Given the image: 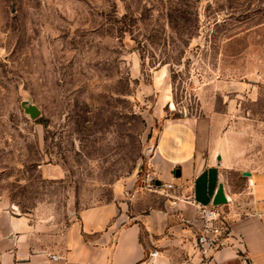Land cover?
<instances>
[{
  "label": "rangeland",
  "instance_id": "374dc122",
  "mask_svg": "<svg viewBox=\"0 0 264 264\" xmlns=\"http://www.w3.org/2000/svg\"><path fill=\"white\" fill-rule=\"evenodd\" d=\"M187 118L264 170V0H0L1 208L64 220L117 184L131 212L189 201L151 165Z\"/></svg>",
  "mask_w": 264,
  "mask_h": 264
},
{
  "label": "crops",
  "instance_id": "0c3cea01",
  "mask_svg": "<svg viewBox=\"0 0 264 264\" xmlns=\"http://www.w3.org/2000/svg\"><path fill=\"white\" fill-rule=\"evenodd\" d=\"M228 137L190 118L169 122L160 131L153 171L189 201L178 193L161 207L131 212L117 184L110 200L69 210L64 220L39 215V207L28 213L0 207V264H150L146 260L155 249L156 264H242L241 254L252 264H264V170L246 167L257 164L253 159L258 157L227 145ZM42 172L56 179L54 166ZM220 183L230 200L225 204L229 245L205 260L196 246L203 226L199 207L211 204Z\"/></svg>",
  "mask_w": 264,
  "mask_h": 264
},
{
  "label": "built area",
  "instance_id": "2783aa9c",
  "mask_svg": "<svg viewBox=\"0 0 264 264\" xmlns=\"http://www.w3.org/2000/svg\"><path fill=\"white\" fill-rule=\"evenodd\" d=\"M225 205L200 206L199 211L203 222L202 229L196 237V246L202 257L207 260L212 254L223 246L229 245L231 228ZM159 256L158 250L150 252L146 262L156 264L155 259ZM52 259H58L52 256ZM242 264H252L245 254L240 255Z\"/></svg>",
  "mask_w": 264,
  "mask_h": 264
},
{
  "label": "water",
  "instance_id": "95a60500",
  "mask_svg": "<svg viewBox=\"0 0 264 264\" xmlns=\"http://www.w3.org/2000/svg\"><path fill=\"white\" fill-rule=\"evenodd\" d=\"M22 107L24 109V112L26 114H28L30 116V118H32V119H36L41 114L39 108L36 105L23 103ZM175 174H176V177H180L181 176L180 170L177 169ZM243 174L245 176L250 175L249 172H244ZM229 201H230L229 198L225 194L224 185H223V183H220L218 186V189H217V191H216V193L212 199L211 204L212 205H225Z\"/></svg>",
  "mask_w": 264,
  "mask_h": 264
}]
</instances>
